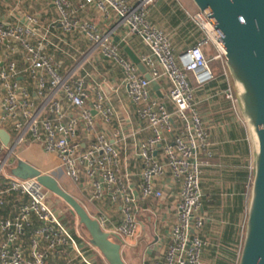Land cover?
<instances>
[{
    "label": "built area",
    "instance_id": "built-area-1",
    "mask_svg": "<svg viewBox=\"0 0 264 264\" xmlns=\"http://www.w3.org/2000/svg\"><path fill=\"white\" fill-rule=\"evenodd\" d=\"M48 1L57 13L56 22L63 33L77 30L89 41V51L99 52L122 71L126 94L144 125L141 129L150 132L136 144L135 155L141 163L137 184L140 197H161L162 192L154 185L165 173L180 185L162 264H205L201 256L205 241L198 232L203 224L199 180L201 166L205 164L202 155H208L207 133L201 127L193 99L194 87L185 72L191 73L196 85H204L214 78L209 60H217L224 82L221 91L226 99L236 102L214 30L207 27L205 19L197 12L192 19L203 36L174 53L167 36L146 19V9L154 0H83L80 6L92 5L102 19L113 16L116 25L125 28L126 35L136 36L144 45L147 53H142L138 61L150 79L165 87L162 99L150 95L149 80L121 54L111 39V30L99 32L92 23L72 20L73 9L68 0ZM36 24L33 15H24L22 22L14 25L0 22V45L4 44L9 50L18 48L24 62V67L19 69L13 60L0 59V127L9 135L6 145L0 141V153L3 152L0 156V264H47L51 253L64 259L63 264L73 261L96 264L54 214L53 205L45 200V188L36 177L19 178L6 171V167L18 159L14 153L12 163L7 162L17 145L38 142L58 161L55 168L46 172L39 170L40 173L51 175L57 181L59 177L65 178L77 185L81 184L82 177L90 186L92 198L106 195L114 202L120 201L121 219L117 224L107 227V219L102 215L92 218L110 236L120 238L135 234V199L123 182L128 175L121 173V152L126 150L127 137L122 123L117 120L113 106L104 101L101 91L95 92L89 105L85 103L88 97L86 74H79V63L63 66L54 52H48L52 48L66 54L51 41L60 39L59 36L50 29H38ZM205 46L214 49L209 58L203 55ZM21 73L30 79L31 88L17 81L16 76ZM111 122L115 125L109 131V139L104 130L97 129V124L105 126ZM78 127L91 136L85 147H81L77 139ZM158 150L161 159L156 156ZM252 171L250 162L246 190L250 187ZM8 198L14 205L8 214H3ZM31 225L33 227L27 231ZM84 241L97 252L88 238Z\"/></svg>",
    "mask_w": 264,
    "mask_h": 264
},
{
    "label": "crops",
    "instance_id": "crops-1",
    "mask_svg": "<svg viewBox=\"0 0 264 264\" xmlns=\"http://www.w3.org/2000/svg\"><path fill=\"white\" fill-rule=\"evenodd\" d=\"M68 2L73 9V14L70 15L72 20L79 23H92L99 32L111 30L112 41L117 45L123 42L137 58L142 53H147L146 48L136 36L126 35L125 28L116 25L113 16L102 19L92 5L80 6L83 0H68ZM197 12L190 0H154L146 9V19L155 29L167 36L173 52L178 53L203 36L202 31L192 19ZM24 15H33L37 19L38 29H50V32L59 36L60 39L53 38L51 41L56 43L59 50L66 51V54L58 50L53 51L52 48L48 49V52H54L56 59L61 61L63 66L69 67L79 63V74H86L88 97L85 103L89 105L95 92L99 90L104 96V101L110 103L115 109L116 118L122 123V130L127 135L126 150L121 152V173L128 175L123 182L128 185L135 199L134 217L137 226L135 234L131 237L111 236L115 241L118 238L119 253L124 264H162L170 227L175 218L174 207L178 201L180 185L165 173L155 181L154 185L162 192L161 197H140L137 184L141 163L135 155L136 144L144 140L150 132L145 128L141 129L143 124L138 119L134 105L126 94L121 69L110 60L103 58L99 52L89 51V41L77 30L63 33L56 22L57 13L48 0H0V22L5 25L21 23ZM52 23L54 25L50 27ZM114 38H117V42L113 40ZM119 49L121 54L129 59L122 48L119 47ZM21 54L18 48L9 50L4 44L0 45V59L13 60L19 69L24 67ZM16 79L26 84L27 88H31V81L24 73L17 75ZM228 80L234 95L235 90L229 75ZM157 85L159 95L149 85L150 95L164 99L165 87L158 83ZM223 87L224 82L219 72L214 74L210 82L194 88L193 91L195 106L199 117L205 122L207 133L206 151L208 155H202L205 164L201 166L199 180L203 224L198 232L205 241L201 251L205 264H216L217 259L227 257L231 258L232 264H237L248 201L245 182L249 178L248 164L251 162L252 153L250 136L237 102L233 103L224 97L221 91ZM95 119H98L97 115ZM114 125L115 122L105 126L97 124V129L104 130L110 139L109 131ZM77 139L81 147H85L91 136L85 133L82 127H78ZM14 153L18 159L25 161L19 158L17 152ZM156 156L161 159L159 150ZM49 169L51 168L40 171L46 172ZM58 183L64 191L82 205L91 217L96 218L98 215L105 217L107 227L120 221V201L114 202L106 195L92 198L90 186L82 177L81 184L78 185L72 184L65 178L61 179V184L59 180ZM60 202L53 204V211L57 216L65 208ZM13 203L8 198L2 213L8 214L13 208ZM61 221L65 225L68 223L67 220L61 219ZM69 221L73 227L70 226L68 229L76 237L79 245L87 249L88 258L96 264H107L102 257L103 261L100 263L95 261L93 256L96 251L85 245L83 238L73 233L78 228L76 226L78 221H72V219ZM32 227L33 225L29 226L27 231H30ZM63 263L64 259L53 253L47 260V264ZM70 264L80 263L73 261Z\"/></svg>",
    "mask_w": 264,
    "mask_h": 264
},
{
    "label": "water",
    "instance_id": "water-1",
    "mask_svg": "<svg viewBox=\"0 0 264 264\" xmlns=\"http://www.w3.org/2000/svg\"><path fill=\"white\" fill-rule=\"evenodd\" d=\"M190 1L216 34L215 42L223 52V63L252 143L253 171L237 264H264V0ZM113 40L117 42V38ZM118 45L159 95L157 83L150 79L135 54L123 42ZM8 139L9 135L0 127V141L6 145ZM6 171L19 178L35 176L69 207L85 229L89 244L107 264H124L118 238L110 239L55 177L40 173L21 159H15Z\"/></svg>",
    "mask_w": 264,
    "mask_h": 264
},
{
    "label": "rangeland",
    "instance_id": "rangeland-1",
    "mask_svg": "<svg viewBox=\"0 0 264 264\" xmlns=\"http://www.w3.org/2000/svg\"><path fill=\"white\" fill-rule=\"evenodd\" d=\"M217 60H213L209 63V67L210 69L213 71V73H219L220 69L219 66L217 64ZM142 65V64H141ZM143 66V65H142ZM137 67V66H136ZM138 69V68H137ZM219 70V71H218ZM138 71H140L138 69ZM187 79L189 80V82L193 85L194 88H197L198 85H196L192 79L191 73L190 72H185ZM233 94V93H232ZM201 119V127L205 130L206 126H205V122L203 121V119L200 117ZM251 141V140H250ZM251 147H252V143H251ZM252 151V150H251ZM14 152L18 153L19 158H22L23 160L26 161V163H28L29 165H31L32 167H34L35 169L38 170H46L48 168H55L58 161L57 158L55 157L54 154L50 153V152H46L42 149L41 145L38 142H32L31 144H19L16 146V148L14 149V151L10 154V156L8 157L7 162L10 164L12 163V161L14 160ZM3 152L0 153V156H2ZM250 161L252 162V153H251V159ZM61 177L58 178L60 184H61ZM65 185V184H63ZM43 191L45 192V200H47L50 204H55L58 201H61L60 203H62L65 208L64 211H60L59 212V217L62 220H67V227H73L71 225V221H69V219L72 221H77L75 215L72 213V211L69 209V207L62 201L60 200L56 195H54L51 191L47 190V189H43ZM57 211V210H56ZM245 222V221H244ZM77 223V229H75L73 231V233L80 238H84L87 239L88 235L85 231V229L83 228V226ZM244 228V225H243ZM101 231V230H100ZM110 239H114L112 236L109 235ZM128 238V237H125ZM130 240V239H127ZM95 248V247H94ZM96 249V248H95ZM97 250V249H96ZM94 259L97 263H100L102 260V256L101 254L97 252L94 254ZM102 257V258H101Z\"/></svg>",
    "mask_w": 264,
    "mask_h": 264
},
{
    "label": "trees",
    "instance_id": "trees-1",
    "mask_svg": "<svg viewBox=\"0 0 264 264\" xmlns=\"http://www.w3.org/2000/svg\"><path fill=\"white\" fill-rule=\"evenodd\" d=\"M202 52H203V55L206 58H209L211 55L214 54V49L212 48V46H205V47L202 48ZM211 61H213V60H209V63ZM216 264H232L231 258H229V257H227V258H219V259L216 260Z\"/></svg>",
    "mask_w": 264,
    "mask_h": 264
},
{
    "label": "bare ground",
    "instance_id": "bare-ground-1",
    "mask_svg": "<svg viewBox=\"0 0 264 264\" xmlns=\"http://www.w3.org/2000/svg\"><path fill=\"white\" fill-rule=\"evenodd\" d=\"M206 25H207V27H209V28H211V26L206 22ZM211 30H213V29H211ZM215 33V32H214Z\"/></svg>",
    "mask_w": 264,
    "mask_h": 264
}]
</instances>
